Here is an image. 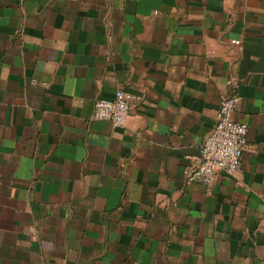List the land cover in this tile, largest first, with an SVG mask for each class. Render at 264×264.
I'll list each match as a JSON object with an SVG mask.
<instances>
[{
    "label": "crops",
    "instance_id": "crops-1",
    "mask_svg": "<svg viewBox=\"0 0 264 264\" xmlns=\"http://www.w3.org/2000/svg\"><path fill=\"white\" fill-rule=\"evenodd\" d=\"M235 84L242 168L188 184ZM0 264H264V0H0Z\"/></svg>",
    "mask_w": 264,
    "mask_h": 264
},
{
    "label": "built area",
    "instance_id": "built-area-1",
    "mask_svg": "<svg viewBox=\"0 0 264 264\" xmlns=\"http://www.w3.org/2000/svg\"><path fill=\"white\" fill-rule=\"evenodd\" d=\"M232 42L242 45L240 39ZM142 99L141 93L118 89L112 99L99 98L95 101L92 118L108 119L114 126L122 127L131 109ZM241 100L238 85L232 93L222 96L215 128L202 140L199 155L192 158L183 170L186 183L211 185L220 172H240L249 129L248 124L234 118Z\"/></svg>",
    "mask_w": 264,
    "mask_h": 264
}]
</instances>
